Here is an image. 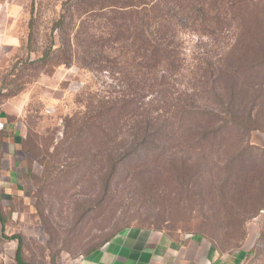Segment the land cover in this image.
<instances>
[{"label": "rangeland", "instance_id": "1", "mask_svg": "<svg viewBox=\"0 0 264 264\" xmlns=\"http://www.w3.org/2000/svg\"><path fill=\"white\" fill-rule=\"evenodd\" d=\"M62 1L0 0V28L16 38L15 45L0 46V87L8 92L0 101V208L6 233L20 244L22 260L66 264L135 226L198 234L225 252L247 249L241 264H264V208L245 218L264 205L256 194L264 187L262 71L241 73V92L231 108L237 116H228L231 124L223 138L197 146L172 144L169 153H118L131 140L132 123L123 118L113 125L110 115L121 91L128 95L122 81L99 70L97 62L77 48L70 58L59 51L43 62H22L11 74L10 58L18 52L19 36L22 52L25 48L29 19L34 60L50 44ZM208 2L219 11V20L207 22L204 34L182 33L187 59L204 43L229 47L241 28L244 4L255 8L250 40L264 44V0ZM93 18L87 27L99 25ZM72 22L75 31L80 20ZM192 26L183 24L186 29L199 25ZM54 37L59 45L57 33ZM263 56L264 47L256 54ZM211 105L225 117L220 106ZM101 114L106 115L102 121ZM246 148L247 153H261L255 159L254 182L251 187L246 183L248 194L226 197L223 192L235 176L234 169L222 164Z\"/></svg>", "mask_w": 264, "mask_h": 264}, {"label": "trees", "instance_id": "2", "mask_svg": "<svg viewBox=\"0 0 264 264\" xmlns=\"http://www.w3.org/2000/svg\"><path fill=\"white\" fill-rule=\"evenodd\" d=\"M62 7L52 22L49 46L42 51L41 58L34 60L30 58L32 25L29 19L25 48L22 52L19 46L18 52L10 58L11 74L20 69L22 62L29 65L43 62L59 51L70 58L77 48L97 62L99 70L122 81L126 87L124 94L128 95L125 98L121 91L114 113L110 115L113 125L123 118L132 123L131 140L125 149H118V153H169L172 144L177 146L186 141L189 146H197L202 140L213 142L217 137L223 138V130L231 124L228 116L236 115V110L231 108L241 92V73L261 70L264 77V56L256 57L258 51L263 53L264 44L256 45L250 40L255 15V8L250 4L241 8V28L235 30L229 47L204 43L190 51L188 59L181 45L182 33L196 30L204 34L209 32L207 22L219 20V11L214 10L208 0H65ZM73 17L80 20L75 31ZM92 17L100 26L87 27L86 22ZM183 24L199 26L186 29ZM56 33L59 45H54ZM7 93L5 86L0 87L1 102ZM211 104L220 106L225 117ZM104 116L101 114L99 120ZM247 149L222 164L226 170L234 169L235 176L230 178L226 193L223 192L226 197L247 193L246 183L251 187L254 182L255 159L261 153H247ZM258 193L259 200H263L264 187L258 189ZM261 208L264 205L255 206L245 218L253 217ZM2 216L0 208L1 221ZM15 240L18 264H28L22 260L20 244ZM208 242L219 252H225Z\"/></svg>", "mask_w": 264, "mask_h": 264}, {"label": "crops", "instance_id": "3", "mask_svg": "<svg viewBox=\"0 0 264 264\" xmlns=\"http://www.w3.org/2000/svg\"><path fill=\"white\" fill-rule=\"evenodd\" d=\"M2 7V12H5ZM0 28V46L16 44ZM18 37L17 46H20ZM0 125L2 123L0 122ZM3 168L0 153V172ZM5 231L0 219V264H18L16 240ZM247 250V249H245ZM245 250L219 252L206 239L180 231L149 227H128L118 231L105 244L71 259L66 264H241Z\"/></svg>", "mask_w": 264, "mask_h": 264}]
</instances>
